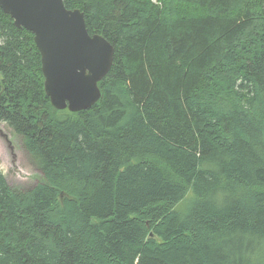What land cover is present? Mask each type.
<instances>
[{
  "label": "trees",
  "instance_id": "trees-1",
  "mask_svg": "<svg viewBox=\"0 0 264 264\" xmlns=\"http://www.w3.org/2000/svg\"><path fill=\"white\" fill-rule=\"evenodd\" d=\"M114 47L57 110L0 8V121L43 180L0 170V264H264V0H63Z\"/></svg>",
  "mask_w": 264,
  "mask_h": 264
},
{
  "label": "water",
  "instance_id": "water-1",
  "mask_svg": "<svg viewBox=\"0 0 264 264\" xmlns=\"http://www.w3.org/2000/svg\"><path fill=\"white\" fill-rule=\"evenodd\" d=\"M0 8L16 27L33 34L44 91L55 109L77 112L99 100L98 82L111 68L114 47L101 34L88 32L79 8H67L63 0H0ZM0 135L15 161L10 138L1 128Z\"/></svg>",
  "mask_w": 264,
  "mask_h": 264
},
{
  "label": "rangeland",
  "instance_id": "rangeland-1",
  "mask_svg": "<svg viewBox=\"0 0 264 264\" xmlns=\"http://www.w3.org/2000/svg\"><path fill=\"white\" fill-rule=\"evenodd\" d=\"M0 128L7 133L11 143L15 145V161L5 141L0 137V170L2 171L10 188L23 189L40 183L43 180L41 171L33 166L24 150L21 137L3 121H0Z\"/></svg>",
  "mask_w": 264,
  "mask_h": 264
},
{
  "label": "flooded vegetation",
  "instance_id": "flooded-vegetation-1",
  "mask_svg": "<svg viewBox=\"0 0 264 264\" xmlns=\"http://www.w3.org/2000/svg\"><path fill=\"white\" fill-rule=\"evenodd\" d=\"M0 137H2V139L5 141V143L7 144V147H8V149H9V144L7 143V141L5 140V138H3V136H1L0 135ZM13 146H14V148H15V145L13 144ZM14 148L13 149H11L12 151L14 150ZM10 150V149H9ZM11 152V151H10Z\"/></svg>",
  "mask_w": 264,
  "mask_h": 264
}]
</instances>
